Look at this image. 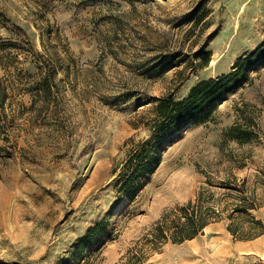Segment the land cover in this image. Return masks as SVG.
Returning <instances> with one entry per match:
<instances>
[{"label":"rangeland","instance_id":"374dc122","mask_svg":"<svg viewBox=\"0 0 264 264\" xmlns=\"http://www.w3.org/2000/svg\"><path fill=\"white\" fill-rule=\"evenodd\" d=\"M263 45L264 0H0V264H132L153 224L200 193L224 219L142 264H264V232L227 230L253 195L264 225V53L206 119L164 138L132 199L113 172L149 137L153 100ZM49 70L44 98L33 89Z\"/></svg>","mask_w":264,"mask_h":264},{"label":"trees","instance_id":"16d2710c","mask_svg":"<svg viewBox=\"0 0 264 264\" xmlns=\"http://www.w3.org/2000/svg\"><path fill=\"white\" fill-rule=\"evenodd\" d=\"M263 53L264 45L248 56L238 59L228 73L208 79L195 86L183 98L168 94L153 100L152 123L148 125L149 137L136 142L129 149L123 162L113 169L114 173H118L114 181V189L117 194L121 198L132 199L138 191L141 179L152 174L158 165L160 152L165 146L164 138L179 132L187 125L197 124L206 119L211 110L236 88L249 63ZM166 62L165 58H162L157 66H162ZM49 69L54 70L56 67L50 66ZM34 87L35 94H42L44 98L49 97L52 91L50 70L40 81L35 83ZM6 97V89L1 84L0 78V106L3 105ZM242 136L233 138L241 141L249 140L247 136ZM260 178L264 181V170L260 172ZM261 204L253 195L250 201L236 205L227 215V219L231 222L227 226V230L234 238L251 240L263 234L264 225L262 222L249 214V210L258 209ZM239 218L250 219L249 224L251 225L247 230L240 228L235 223V220ZM223 219L222 209L209 204V201L204 199L200 193L195 200L170 208L153 224L148 236L145 237L146 250L140 257H133L132 264H142L148 252L158 251L166 243L181 244L192 240L203 234L208 225ZM98 229L103 231V226L91 227L88 229V233L93 234ZM88 241L89 237H85L80 242L87 244Z\"/></svg>","mask_w":264,"mask_h":264},{"label":"crops","instance_id":"0c3cea01","mask_svg":"<svg viewBox=\"0 0 264 264\" xmlns=\"http://www.w3.org/2000/svg\"><path fill=\"white\" fill-rule=\"evenodd\" d=\"M207 228V227H206ZM250 246V245H249Z\"/></svg>","mask_w":264,"mask_h":264}]
</instances>
